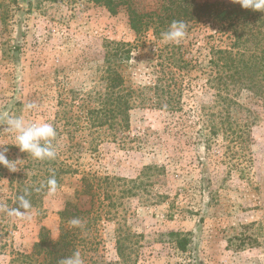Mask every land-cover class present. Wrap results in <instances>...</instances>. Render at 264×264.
Instances as JSON below:
<instances>
[{
    "label": "rangeland",
    "instance_id": "374dc122",
    "mask_svg": "<svg viewBox=\"0 0 264 264\" xmlns=\"http://www.w3.org/2000/svg\"><path fill=\"white\" fill-rule=\"evenodd\" d=\"M135 2L160 12L170 0ZM105 40L135 41L124 10L111 16L92 0H0V151L7 148V158L17 163L16 171L0 165V264L30 262L26 256L43 228L57 241L58 213L67 204L80 212L82 224L74 231L84 264H264V105L235 107L232 113L244 133L243 153L222 134L208 152L196 139L197 121L202 108L213 111L216 95L196 71L189 77L182 118L136 108L128 133L133 149L105 140L88 151L86 143L79 162L90 173V194L83 192L82 174L64 176L50 194L45 162L39 165L12 145L10 116L51 124L62 98L101 88L97 70ZM149 42L122 68L134 88L153 78L150 51L176 44L152 34ZM181 43L192 51L188 59L207 61L200 26ZM30 103L36 107L28 109ZM65 139L52 140L56 150ZM146 166L160 169L144 173ZM19 195L32 205L26 217L5 209L17 207ZM31 257L34 264L50 262L47 254Z\"/></svg>",
    "mask_w": 264,
    "mask_h": 264
},
{
    "label": "trees",
    "instance_id": "16d2710c",
    "mask_svg": "<svg viewBox=\"0 0 264 264\" xmlns=\"http://www.w3.org/2000/svg\"><path fill=\"white\" fill-rule=\"evenodd\" d=\"M92 1L104 7L111 16H117L124 10L135 41L105 40L104 50L100 52L102 64L97 70V83L101 88L96 86L89 94L73 93L71 98L68 95L60 100L59 110L51 124L57 137L66 138L65 146L56 150L54 159L39 161V165L45 162L42 166L46 182L55 176L57 184H60L66 175L82 174L83 192L90 194V173L81 170L79 162L86 143L89 144L88 151L94 150L95 143L105 140L133 149L128 145L135 139H130L128 133L131 113L136 108L151 107L172 118H182L183 99L190 88L189 77L195 71L206 81L210 92L216 95L213 107L216 112L201 109L196 139L204 141L209 152L210 148L217 146L216 140L222 134L229 144L237 147L238 154L243 153L244 133L240 124L234 122L232 113L235 107L244 110L248 105L252 108L264 105V11L244 9L234 0L203 3L170 0L160 12L156 8L141 9L135 0ZM173 20L184 21L187 33L200 26L210 51L207 61L188 59L187 54L192 51L181 42L156 47L150 51L154 59L149 61L150 75L153 76L149 84L136 88L128 85L122 68L128 67L135 60L134 53L139 54L151 42L150 34L156 40H162V32ZM227 150L229 153L231 147ZM236 155L234 152L233 156ZM232 157L226 155V158ZM234 166H240L239 158ZM159 169L146 166L143 172ZM79 213L73 212L71 204H67L58 213L61 220L59 239L52 240L49 231L43 228L31 256L47 254L49 264H59L60 260L71 256L80 240L74 231L76 226L69 222L79 218ZM179 247L185 251L187 242L180 243ZM31 256H26L30 260L26 264H34Z\"/></svg>",
    "mask_w": 264,
    "mask_h": 264
},
{
    "label": "clouds",
    "instance_id": "9594fccd",
    "mask_svg": "<svg viewBox=\"0 0 264 264\" xmlns=\"http://www.w3.org/2000/svg\"><path fill=\"white\" fill-rule=\"evenodd\" d=\"M244 9L264 11V0H234ZM162 39L167 42L179 44L187 35V24L182 20H173L168 29L162 32ZM28 109H34L35 104L26 105ZM7 130L14 136L15 145L21 152H26L32 158L37 160L54 159L57 155L52 140L57 133L52 124L48 122H27L22 117L10 116L7 121ZM3 146V145H0ZM8 151L4 148L0 151V165L7 167L10 171L17 170L16 161H10L5 153ZM49 193H54L57 188L55 176L50 177L46 182ZM18 206L15 208L5 209L10 216L26 217L27 210L32 205L25 195H19L17 198ZM23 210V211H22ZM73 226H80L82 221L79 218H73L69 222ZM59 264H84L79 251H75L71 256L63 258Z\"/></svg>",
    "mask_w": 264,
    "mask_h": 264
}]
</instances>
